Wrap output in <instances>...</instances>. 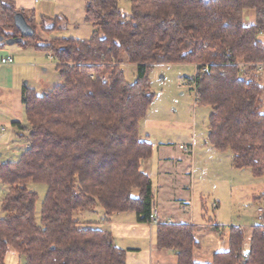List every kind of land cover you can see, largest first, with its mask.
Masks as SVG:
<instances>
[{
  "label": "trees",
  "instance_id": "obj_1",
  "mask_svg": "<svg viewBox=\"0 0 264 264\" xmlns=\"http://www.w3.org/2000/svg\"><path fill=\"white\" fill-rule=\"evenodd\" d=\"M249 10L252 24L244 21ZM16 12L31 36L14 26ZM28 15L0 0V35L49 51L62 83L42 94L24 90L27 147L17 161L0 164V182L8 186L0 203V264L8 250L25 264L124 263L125 250L109 231L80 226L73 215L99 205L106 215L133 211L139 222L148 221L151 181L140 163L152 144L139 138V122L154 99L149 73L155 64L194 65L197 102L211 107L208 143L230 151L233 167L264 178V84L256 74L264 64V0H130L128 14L118 0H86L84 20L92 31L84 40L43 39L33 12ZM45 23L43 30L55 28ZM123 63L136 65L133 83ZM31 182L46 186L39 222ZM254 198L260 222L248 234L230 225L226 250L209 262L194 259L197 225L159 223L156 245L174 250L177 264H264V189Z\"/></svg>",
  "mask_w": 264,
  "mask_h": 264
},
{
  "label": "rangeland",
  "instance_id": "obj_2",
  "mask_svg": "<svg viewBox=\"0 0 264 264\" xmlns=\"http://www.w3.org/2000/svg\"><path fill=\"white\" fill-rule=\"evenodd\" d=\"M85 2L86 0H36L33 8H30V15L32 12L34 15L33 24L36 33L43 39L49 40L62 37L87 39L91 35L92 28L84 20ZM118 5L123 13L128 14L130 0H118ZM43 18L46 19L43 27L55 23V28L43 30L41 24ZM4 46L10 48L8 45ZM47 53L42 58L43 65L38 69L36 67L26 69V78H22L19 72L15 73L18 83L26 85L27 82L26 86L35 89L37 94H42L62 83L55 69L57 62L49 51ZM242 63L240 67L244 68ZM121 68L126 81L133 83L136 79V65L123 63ZM194 72L193 64L176 63L155 64L149 73L154 99L145 117L139 122V138L153 144L154 161H157L158 157L157 148L161 151L165 147L168 153L173 155L174 167L178 168V171L182 169L177 174L183 190H172V193L167 191L165 187L169 184L158 175L156 163L150 174L152 186L155 190L160 186L159 192L161 191L164 197H176L169 200L173 204L172 210H179L180 200L188 201L191 202L195 221L198 223H204L205 220H202L200 215H205L206 221L210 219L214 223L221 224L224 229H228L229 225H241L248 234V228L260 222L257 208L261 205L254 196L263 191L264 178L253 177L248 168L233 167L230 151H218L208 143V115L211 107L197 102L193 86ZM260 81H263L262 77ZM3 90L5 97L9 98L10 90L6 88ZM13 113L15 112L12 111L9 102H6V99L1 100L0 116L9 119ZM18 121L21 122V129L7 124L6 121L1 122L0 119V128H4L0 130V164L17 161L27 147L28 124L24 107L21 119ZM180 144L192 148V153L180 149ZM177 160L181 161L180 166ZM27 187L37 194L35 217L39 222L46 186L43 183L31 182ZM7 190L8 186L0 182V203ZM159 195L155 194L156 200L160 199ZM154 207L157 212L155 205ZM189 208L182 211L180 209V212H186V216H182L183 221H188ZM3 214L0 209V217ZM73 216L80 226H90L95 222L96 225L91 226L106 229L100 222L105 217V212L99 205L91 210L78 209L74 211ZM149 224L157 226L158 223L149 222ZM208 233L209 231L199 238L202 252L212 248L213 245ZM194 259L198 258L195 256ZM4 264H25V258L8 250L5 253Z\"/></svg>",
  "mask_w": 264,
  "mask_h": 264
},
{
  "label": "crops",
  "instance_id": "obj_3",
  "mask_svg": "<svg viewBox=\"0 0 264 264\" xmlns=\"http://www.w3.org/2000/svg\"><path fill=\"white\" fill-rule=\"evenodd\" d=\"M16 9L23 11L26 14H29L33 6L35 5L36 0H11ZM33 10V9H32ZM244 21L246 24H252L254 22V12L249 10L244 15ZM259 39L264 44V37L259 36ZM19 44V43H18ZM8 45L10 48H6L5 46L0 47V101L6 99V102H9L10 107L12 108L13 113L10 115V118H2L0 116L1 122H8L7 124H11L15 128L21 129V122L18 121L21 119L22 110L24 107L23 104V94L25 88L32 89L17 82V77L15 73L21 75L22 78H26V69H31L32 67H36L43 65V57L48 51L36 49L35 47H23L18 45ZM49 55V53H47ZM5 56H11L12 61L10 63H1V59ZM50 57V55H49ZM44 70V69H43ZM259 78H263L262 83L264 84V74L257 73ZM9 89L10 95L9 98L5 97V93L3 89ZM35 91V89H33ZM10 99V100H9ZM16 114V117H15ZM14 118V119H11ZM4 128L1 127L0 130ZM151 143V142H150ZM152 144V143H151ZM181 145V144H180ZM161 146V145H160ZM159 146V147H160ZM164 147V146H163ZM157 154V161H154L153 154V144H152V155L145 160H142L140 163V169L150 178V174L153 171L154 163H156L157 173L162 176L163 181L167 185L165 188L167 191L172 190L178 191L183 190L180 185V179L178 176V172L181 170H177L173 163V155L168 153L167 148L164 147V150L159 151ZM167 151H166V150ZM177 164H181L180 160H177ZM151 181V178H150ZM160 186L155 190L152 186L151 181V192H152V200L154 205L157 208V223H166V224H192L197 225V229L195 231V236L197 241L200 244L199 249L194 251L195 256L198 259H195L199 262H209L212 259V255L215 252L225 251L227 248V238H228V229H224L223 226L219 223H214L212 220L208 219L206 221L205 215H200L202 220H205L204 223H198L195 221V214L193 213V209L191 206V202L180 200V208L179 210H172L173 204L170 203L169 200L171 198H176L173 196L164 197L162 192H159ZM164 188V189H165ZM163 191V189H160ZM155 194L159 195L160 199H155ZM158 197V196H157ZM161 200V201H160ZM190 207L189 214L187 216L188 221H183V217L186 216V212H180ZM183 213V215H181ZM106 227V229L111 233L113 237V241L115 245L123 250H125V261L123 264H177V256L174 250L171 249H160L156 245V226H152L149 222H139L136 217V213L133 211H124L112 213L110 215H106L103 219L100 220ZM96 225L95 222L91 223V225ZM218 226V229L214 227ZM230 226V225H229ZM241 226V225H240ZM209 231L207 234L211 237L213 245L212 248L208 250H203L202 245L199 241V238L203 237L204 234ZM222 248V249H221Z\"/></svg>",
  "mask_w": 264,
  "mask_h": 264
},
{
  "label": "water",
  "instance_id": "obj_4",
  "mask_svg": "<svg viewBox=\"0 0 264 264\" xmlns=\"http://www.w3.org/2000/svg\"><path fill=\"white\" fill-rule=\"evenodd\" d=\"M14 26L19 30L20 34L24 37L31 36L33 34V29L25 20L24 15L21 12H16L13 16ZM24 39L22 37H10L5 38L0 35V47L4 45H13L18 43H23Z\"/></svg>",
  "mask_w": 264,
  "mask_h": 264
},
{
  "label": "built area",
  "instance_id": "obj_5",
  "mask_svg": "<svg viewBox=\"0 0 264 264\" xmlns=\"http://www.w3.org/2000/svg\"><path fill=\"white\" fill-rule=\"evenodd\" d=\"M259 36H263L264 37V31H261L259 33ZM12 61V57L11 56H5L4 58L1 59V63H10ZM205 71H207V68L204 69ZM256 72L257 73H261L264 74V64H257L256 65ZM107 78V75H104L101 79L102 81H105ZM179 148L182 149L183 151H188L192 153V148H187L184 147L183 145H179ZM257 213H258V218L259 220H261L262 217V209L260 207L257 208ZM148 221L151 223H156L157 222V212L155 207L153 206L151 209V212L149 214V218Z\"/></svg>",
  "mask_w": 264,
  "mask_h": 264
}]
</instances>
